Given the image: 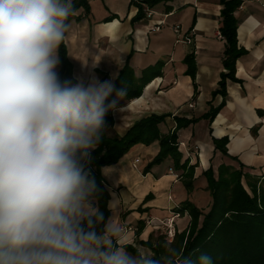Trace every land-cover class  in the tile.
Segmentation results:
<instances>
[{
    "label": "crops",
    "instance_id": "1",
    "mask_svg": "<svg viewBox=\"0 0 264 264\" xmlns=\"http://www.w3.org/2000/svg\"><path fill=\"white\" fill-rule=\"evenodd\" d=\"M132 1L89 0L90 13L85 15L83 8L76 13L81 18L70 21L66 34L73 77L76 84L85 86L93 81L114 85L129 55L138 76L162 61L161 75L145 87L140 97L129 100L124 96L118 101L109 134L122 136L143 117L167 114L160 125L166 134L175 129V116L190 119L209 110L224 70L225 41L219 36L222 6L220 0H171L157 4L151 17L133 21L138 7ZM242 1L235 13L239 44L247 50L237 61L236 76L241 82H228L226 106L211 125L203 119L178 130L182 161L187 159L195 166L193 191L186 189L181 171L174 168L171 158L143 172L159 153V142L136 145L118 163L101 170L110 192L106 223L118 217L126 229L124 243L151 252L137 244V240L147 241L151 235L162 234L161 229L147 224L148 219L178 213L175 223L180 233L191 221L188 211L179 210L183 202L189 200L203 210L209 208L211 198L203 171L210 166L216 171L223 162L213 137L228 136L229 153L252 173L264 174V0ZM176 27L180 34L175 33ZM190 52H194L197 64L195 79L186 74L184 58ZM221 101L217 96L213 104ZM90 203L97 209L96 199H90ZM140 222L143 230L137 236Z\"/></svg>",
    "mask_w": 264,
    "mask_h": 264
},
{
    "label": "clouds",
    "instance_id": "2",
    "mask_svg": "<svg viewBox=\"0 0 264 264\" xmlns=\"http://www.w3.org/2000/svg\"><path fill=\"white\" fill-rule=\"evenodd\" d=\"M75 15L73 0H0V264H213L124 243L118 217L97 231L85 163L125 90L61 83L58 50Z\"/></svg>",
    "mask_w": 264,
    "mask_h": 264
},
{
    "label": "trees",
    "instance_id": "3",
    "mask_svg": "<svg viewBox=\"0 0 264 264\" xmlns=\"http://www.w3.org/2000/svg\"><path fill=\"white\" fill-rule=\"evenodd\" d=\"M169 1L171 0H133L132 3L138 7L133 21L147 16L145 7L152 10L157 4ZM73 3L76 13L81 8L84 9L85 15L90 13L89 0H73ZM242 3V0H220L222 9L219 32L225 41L224 70L221 72L218 87L213 91V99L209 102V110L206 113L190 119L175 116L176 127L166 134L162 133L160 125L165 123L169 115L151 114L134 122L122 136L109 134L114 125V117L113 111L107 113L103 137L97 147L91 150V158L85 163V172L95 183V191L90 199H96L97 209L104 217V222L97 225V231L103 230L104 223L110 215V192L104 184L101 170L104 166L118 163L136 145L148 146L159 142V153L146 165L143 172L147 173L155 165L171 158L174 168L181 171L184 186L189 192L193 191L195 166L190 165L187 159L182 161L178 130L203 119L208 120L211 125L226 106L228 82H241L236 76L237 61L247 54V50L239 44V21L235 13ZM80 18L81 15H75L70 17L69 22ZM58 55L59 80L61 83L75 85L73 64L68 56L66 41L60 45ZM131 56L127 58L114 82L115 90L124 89V96L129 100L140 97L145 87L161 75V68L164 65L159 61L144 69L138 76L131 64ZM184 63L187 65L186 74L195 79L197 64L194 52L186 55ZM217 96H221L222 101L215 106L213 101ZM115 97L114 91L109 97V102ZM229 142L228 136L213 137L215 150L221 153L223 162L216 171L212 166L203 171L211 198L209 208L203 210L189 200L183 202L179 210L188 211L191 217L187 230L177 233L170 243L162 233L156 237L151 235L147 241L137 240L138 245L149 248L154 255L162 252L165 244L182 247L187 253H194V259L201 253H206L211 256L213 264H264V174L252 173L251 169L231 155L227 147ZM142 230L143 223L140 222L137 236Z\"/></svg>",
    "mask_w": 264,
    "mask_h": 264
},
{
    "label": "built area",
    "instance_id": "4",
    "mask_svg": "<svg viewBox=\"0 0 264 264\" xmlns=\"http://www.w3.org/2000/svg\"><path fill=\"white\" fill-rule=\"evenodd\" d=\"M153 14H154V11L147 8L148 17H151ZM155 29L157 30L160 29V25H157ZM174 30L176 34H180V29L178 27H176ZM219 36L222 38V35L220 34V32H219ZM187 41L191 42V39L187 38ZM177 217H179L178 213H172L170 217H167L164 219L150 218L147 220V224L153 225L156 229H161L162 233L165 235L166 240L170 243L174 240L176 234L178 233L176 223H175Z\"/></svg>",
    "mask_w": 264,
    "mask_h": 264
},
{
    "label": "rangeland",
    "instance_id": "5",
    "mask_svg": "<svg viewBox=\"0 0 264 264\" xmlns=\"http://www.w3.org/2000/svg\"><path fill=\"white\" fill-rule=\"evenodd\" d=\"M203 181H206L205 178H203ZM207 192H208V191H207ZM208 195H209V193H208ZM209 196H210V195H209Z\"/></svg>",
    "mask_w": 264,
    "mask_h": 264
}]
</instances>
